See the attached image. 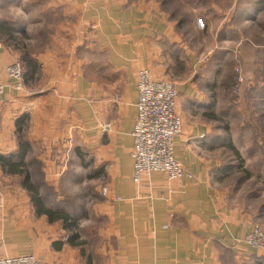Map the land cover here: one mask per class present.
Listing matches in <instances>:
<instances>
[{
  "label": "crops",
  "instance_id": "1",
  "mask_svg": "<svg viewBox=\"0 0 264 264\" xmlns=\"http://www.w3.org/2000/svg\"><path fill=\"white\" fill-rule=\"evenodd\" d=\"M58 2L74 17V40L59 38L30 55L37 73L29 75L23 67L20 91L4 72L20 60L19 52L0 41V154L17 149L15 120L24 115L23 138L31 147L26 166L37 145H57L61 136L74 134L76 147L85 149L98 169L101 188L108 189L100 204L114 241L102 264H253L252 256H259L239 243L250 230L249 216L228 208L215 187L219 165L207 119L214 116L191 80L203 57L187 40L186 22L180 25L149 0H55L54 5ZM192 32L198 34L193 27ZM140 69L155 80L185 75L176 86L182 131L173 150L194 174L192 181H168L161 172L139 186L132 181ZM13 176L0 168V182ZM13 191L0 195V257L32 254L44 264H86L78 247L65 240V230L37 216L22 187Z\"/></svg>",
  "mask_w": 264,
  "mask_h": 264
},
{
  "label": "rangeland",
  "instance_id": "2",
  "mask_svg": "<svg viewBox=\"0 0 264 264\" xmlns=\"http://www.w3.org/2000/svg\"><path fill=\"white\" fill-rule=\"evenodd\" d=\"M149 1L170 18L187 19L183 29L187 40L195 46L198 58L203 57L191 80L214 116L207 119L211 125L209 143L219 165L213 175L216 190L228 208L246 213L251 224L264 225V0ZM54 4L55 0H0V26L10 33L8 37L0 29V41L19 52L23 67L21 53L38 55L59 38L74 40V17H67L59 2ZM238 68L241 83L236 81ZM183 76L166 80L178 87ZM58 142L37 145L26 168L45 206L66 213L74 222L75 231L64 234L76 233L84 258L102 264L114 239L109 233V217L100 204L98 169L89 153L76 147L73 133L61 136ZM224 143L234 150L222 147ZM17 186L18 177L1 178L0 195ZM57 224L62 229V224ZM252 259L253 264H264L263 257Z\"/></svg>",
  "mask_w": 264,
  "mask_h": 264
},
{
  "label": "built area",
  "instance_id": "3",
  "mask_svg": "<svg viewBox=\"0 0 264 264\" xmlns=\"http://www.w3.org/2000/svg\"><path fill=\"white\" fill-rule=\"evenodd\" d=\"M4 72L12 81L13 88L22 90L24 73L20 61L9 64ZM236 74V81L241 83L243 77L240 68L236 69ZM135 86L137 88L136 120L131 132L133 183L142 185L145 178L160 172L168 181L194 180V174L186 170L176 159L173 150L174 139L181 134V119L176 112V86L168 80H155L148 69H140ZM3 89L4 85L0 82V101L4 93ZM107 193L108 189L102 187V195L106 196ZM249 229L239 243L264 258V225L251 224ZM65 240H68L67 235ZM0 264L44 263L31 254L0 257Z\"/></svg>",
  "mask_w": 264,
  "mask_h": 264
},
{
  "label": "trees",
  "instance_id": "4",
  "mask_svg": "<svg viewBox=\"0 0 264 264\" xmlns=\"http://www.w3.org/2000/svg\"><path fill=\"white\" fill-rule=\"evenodd\" d=\"M180 21V25L185 22V17L177 18ZM1 33L4 35L10 36V33L8 34L6 31H4L3 27L0 26ZM22 56V61L24 63V69H26L27 74H31L32 76L35 75L37 72V64L36 62L32 59L30 55L27 53H21ZM23 67V66H22ZM24 73V72H23ZM25 120V115L21 116L20 118L15 120V125H16V136L18 138V143H17V149L7 155L0 154V168L2 171H4L8 175H17L20 179V187H22L29 198V202L32 203L35 214L37 216H44L50 223L54 222H60L62 224V230L64 229L65 231H75L74 227L75 224L72 221V219L66 214V213H60L55 211L54 209L45 206V204L42 202V199L40 197L39 191L37 187L34 185L32 179H31V174L26 168V157L28 156V152L31 150L29 142H27L23 138V125ZM222 147H227L229 149L234 150V148L231 145H226L221 144ZM236 153V152H235ZM237 155V153H236ZM77 237L78 235L72 234V236H68V242L76 247H79L82 245V242L77 244ZM82 256H84V251L80 249ZM86 264H91V259L90 257L85 258Z\"/></svg>",
  "mask_w": 264,
  "mask_h": 264
},
{
  "label": "bare ground",
  "instance_id": "5",
  "mask_svg": "<svg viewBox=\"0 0 264 264\" xmlns=\"http://www.w3.org/2000/svg\"><path fill=\"white\" fill-rule=\"evenodd\" d=\"M101 194H102V189H101ZM108 194V193H107ZM103 196V195H102Z\"/></svg>",
  "mask_w": 264,
  "mask_h": 264
}]
</instances>
